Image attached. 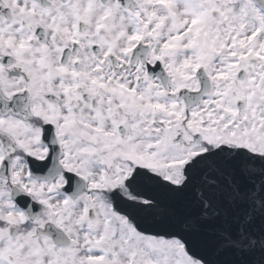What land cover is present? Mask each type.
Segmentation results:
<instances>
[{"label": "snow or ice", "instance_id": "snow-or-ice-1", "mask_svg": "<svg viewBox=\"0 0 264 264\" xmlns=\"http://www.w3.org/2000/svg\"><path fill=\"white\" fill-rule=\"evenodd\" d=\"M0 264H264V0H0Z\"/></svg>", "mask_w": 264, "mask_h": 264}]
</instances>
